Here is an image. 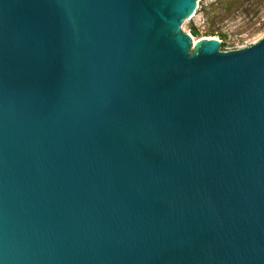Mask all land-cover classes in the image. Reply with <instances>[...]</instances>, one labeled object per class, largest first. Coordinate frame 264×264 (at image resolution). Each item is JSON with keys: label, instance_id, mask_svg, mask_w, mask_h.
Returning <instances> with one entry per match:
<instances>
[{"label": "water", "instance_id": "95a60500", "mask_svg": "<svg viewBox=\"0 0 264 264\" xmlns=\"http://www.w3.org/2000/svg\"><path fill=\"white\" fill-rule=\"evenodd\" d=\"M198 1L0 0V264H264V38Z\"/></svg>", "mask_w": 264, "mask_h": 264}, {"label": "rangeland", "instance_id": "374dc122", "mask_svg": "<svg viewBox=\"0 0 264 264\" xmlns=\"http://www.w3.org/2000/svg\"><path fill=\"white\" fill-rule=\"evenodd\" d=\"M195 28L197 35L190 33ZM181 31L196 41L215 38L222 53L238 51L264 38V0H199L196 12L181 25ZM195 51L192 43L190 52Z\"/></svg>", "mask_w": 264, "mask_h": 264}, {"label": "trees", "instance_id": "16d2710c", "mask_svg": "<svg viewBox=\"0 0 264 264\" xmlns=\"http://www.w3.org/2000/svg\"><path fill=\"white\" fill-rule=\"evenodd\" d=\"M227 2H228V5H229L230 3H232V2H233V4H236L237 2H239V0H227ZM190 33H191L193 36H196V35H197V31H196V29L193 28V27L190 29Z\"/></svg>", "mask_w": 264, "mask_h": 264}, {"label": "bare ground", "instance_id": "6f19581e", "mask_svg": "<svg viewBox=\"0 0 264 264\" xmlns=\"http://www.w3.org/2000/svg\"><path fill=\"white\" fill-rule=\"evenodd\" d=\"M191 37V36H190ZM203 40H207V41H209V40H215V41H219L218 39H215V38H204ZM200 41V40H199ZM199 41H196L195 39H193L192 37H191V42L194 44V45H196Z\"/></svg>", "mask_w": 264, "mask_h": 264}]
</instances>
